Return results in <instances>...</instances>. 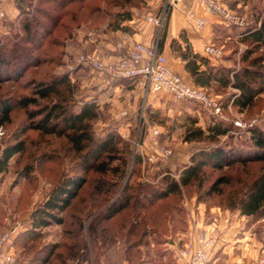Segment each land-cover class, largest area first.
Segmentation results:
<instances>
[{
    "label": "rangeland",
    "instance_id": "obj_1",
    "mask_svg": "<svg viewBox=\"0 0 264 264\" xmlns=\"http://www.w3.org/2000/svg\"><path fill=\"white\" fill-rule=\"evenodd\" d=\"M0 1L6 12L5 18H0V42L10 46L15 41L23 50L40 58V62L30 66L20 78L0 82V102L7 100L12 104L9 117L0 123V156L6 146L20 140L24 143V149L11 156L6 170L0 172V237L9 231L14 235L9 245L15 260L10 264H183L178 250L196 245L198 234L207 231L203 228L211 221L217 222L227 210L231 215L236 214L237 220L241 217L240 233L250 230L261 249L264 248V214H241L239 208L230 205L233 199L239 200L247 194L251 182L264 169V161L260 159L235 160L239 155L261 149L255 144L251 131L254 127L264 131V90L252 104L242 107L234 101L238 88L229 84L221 86L217 82L205 87L222 103L225 117L221 119L195 100L146 91L139 84L137 90L136 80L117 79L103 86L102 81L106 82L108 77L101 76L78 59L82 53H96L102 58L96 51V31L108 30L103 21L96 24V12L88 14L84 5L101 4L114 12L125 9L130 3L85 0L83 5L79 4L80 10L78 13L75 10L78 14L75 15L59 1L26 0L28 12L24 13L20 12L16 0L15 5L12 0ZM246 1L245 6L235 5V12L243 19V24L226 22V30L219 34L220 41L214 42L225 51L223 56L216 57L215 64L232 72L242 73L251 57L264 52L259 48L246 56L245 50L252 43L237 34L257 23L264 12V0ZM71 14L82 18L73 22ZM28 16L38 20L33 24L39 32L35 43L25 40L23 23ZM106 19L111 21L112 16ZM177 54L171 48L168 57L178 65L183 61ZM260 68L264 70V66ZM179 70L190 77L184 69ZM57 74H66L68 78L69 87L63 86L68 111L79 110L85 101L93 100L97 104L98 117L89 122L93 136L91 145L108 132L119 138L115 150L103 153L98 160L107 163L103 172L85 167L83 153L86 149L76 151L67 135L32 127L54 101L62 100L57 93L40 97L35 93L34 84L50 80ZM261 81L258 78L253 83L264 86ZM26 96L36 97V103L20 105L19 100ZM217 119L228 124L226 134L214 139L208 133L201 138H188L193 129H206ZM236 120L241 121L242 126L235 124ZM58 123L60 128L63 124ZM213 146L223 147L228 158L233 159L229 160L231 163L223 162L220 167L205 164L198 176L177 192L152 202L146 198L152 194L146 181H156L152 187L163 186L160 181L163 173L170 171V175L177 178L181 168L201 156L202 149ZM163 148L170 153L164 154ZM138 151L140 164H131L133 154ZM92 152L89 162L96 164V155ZM77 176H84L86 181L71 203L63 210L51 209L55 217L50 218L49 224L34 227L30 218L32 211L44 204L57 185ZM127 195H130L128 205L106 219L108 206ZM59 217L61 221L57 220ZM214 226L215 230L213 227L207 232L218 239L217 225ZM191 227L196 234L195 242L186 240L185 233ZM215 250L216 247L213 254Z\"/></svg>",
    "mask_w": 264,
    "mask_h": 264
},
{
    "label": "trees",
    "instance_id": "obj_2",
    "mask_svg": "<svg viewBox=\"0 0 264 264\" xmlns=\"http://www.w3.org/2000/svg\"><path fill=\"white\" fill-rule=\"evenodd\" d=\"M52 1H59V4H61L62 7L73 10V13L75 15H78L76 14V11L78 13V11L80 10L79 4L83 5L82 2L85 0ZM137 1H139V3H137L136 0H124L125 4H130L127 5L125 9L117 10L114 12L101 4L86 3L84 6H87L88 14L92 13L93 11L96 12V24H100V22L102 21L105 22L106 18L110 17L111 15L112 19L111 21H109V23L113 27H120V20L128 19L132 16L131 14L134 11L132 8L136 7L137 9H143L142 7H145V9H147L149 7V4L145 2L146 0L143 3L141 2V0ZM225 1L230 8L234 9V7H232V5H230L227 0ZM140 2L142 3V6L140 5ZM16 4L20 9V12L24 13V11H27L26 5L28 4V2L26 0H16ZM74 4H77V8L79 7V9H75ZM168 12L169 7L167 10L164 26L159 35L161 47L164 43ZM74 14H71L70 17V20H72L73 22H77L82 18V16L79 15L78 17H76ZM100 17H103L104 19H101ZM26 18L28 19H26L23 23V29L26 30L25 40L26 42L35 43L36 35L39 32L38 30L34 29L33 24H35V22H37L38 20L30 16ZM82 20L86 22L89 21L91 23V21L88 19ZM86 24L84 23V25ZM122 27L124 29L127 28L126 25ZM240 33L242 36V40L250 41V43H252V46L246 48L245 50L246 56H249L253 52H256L259 48H262L264 50V12L261 17H258L257 23L252 24L245 29H242ZM41 34L42 33H40V35ZM182 38H184L183 42H181L177 38H173L171 40L170 46L173 51L178 52L177 56L181 57L184 70H187L189 72V79L195 84H199L205 87L211 86L213 82H217L221 86H227L228 84L232 85L239 89V93L235 95L234 101L236 102V104H239L242 107L252 104L256 96L264 90L263 85L256 86L253 83V81H256L258 78L262 79V83L264 81V70H261L260 68V66H264L261 65L262 62H264V52L260 53L257 56L251 57V59L249 60V65L244 67L242 73H239V71L232 72V70L230 69L219 67L218 65L211 63L210 58L212 57L205 56L200 54L199 52L194 51L186 37L182 36ZM39 62L40 58L35 55V53L23 50L22 45H19L15 41H12L10 46H8L5 42H0V82L4 79L20 78L30 66L36 65ZM50 78V80L47 79L35 82V93H37L40 97H48L51 93H57L62 100L56 102L54 101L52 105H48L49 109L48 111H46V114H44L42 118L38 119L37 122L32 125V127L40 128L46 132H54L67 135L76 151L82 152L84 149H86V151H84L83 153V161L86 168H96V170H100L102 172L105 171L107 169V163L104 160H98L100 159V157H102L103 153L115 150V148L117 147V143L119 142L118 136L116 134L108 132L105 137H103L99 141H96V144L92 146L91 142L93 141V136L89 131V122L91 119L98 117L97 104L93 100L85 101L80 105L79 110L68 111L69 108L64 103L65 90L63 89V86H66L65 88L69 87L67 75L57 74L54 76L52 75V77ZM123 79L135 80L134 78ZM68 90H70V88ZM36 101V97L26 96L20 99L18 103L20 105L26 106L29 103H36ZM11 108L12 104L7 100L0 102V111L3 114V116L0 117V123L5 121V119L9 117ZM43 111L44 110L40 111V113H42ZM59 121L63 124L60 128V124L58 123ZM228 130V124L221 119H217L216 121L210 122L207 125L206 129H203L201 127L193 129L192 131H190L188 138H201L208 133V136L214 139L221 134H226ZM251 132L255 144L261 149H254L252 150V153L245 156L239 155L235 160L260 159L264 161V131L261 128L254 127ZM23 149L24 143L21 140L6 146L0 156V172L6 170L8 160L11 158V156H13L17 152L22 151ZM91 152L92 155H96V164H91L89 162V156ZM133 155L134 159H132L131 164H140V152H135ZM108 156L110 157V155ZM228 157V153L221 146H213L211 147V149H202L201 156L195 160L193 159L194 162H192L191 164H187L183 168H181L180 174L177 178L171 176V172L168 171L160 176L161 183H164L163 186L160 185V187H152V183H156V181L151 180L150 182L152 183H147L148 181H146L145 185H149V188L152 189V194L147 195L146 198L151 199L150 202H152V200H154L155 198H162L168 196L170 193L177 192L181 189V186L187 185L191 182V180L195 179L205 164L212 163L213 166L220 167L223 162H227V164L231 163L233 159L231 160ZM123 161L126 164V161ZM157 163H160V161H158ZM156 171L164 172L166 170L162 171L161 169H157ZM155 173L156 172H154L153 174ZM122 174L123 170L121 172V175ZM221 179L222 178H220L219 180ZM85 181L86 179L84 176H77L68 178L64 182L57 185L50 192V196L44 202V204L38 206L32 211L30 217L32 225L34 227H37L46 226L47 224H49L51 220L50 218L55 217V215L52 214L50 210L55 208L63 210L64 208H66L71 203L72 198L75 197L79 188L85 183ZM127 185L128 182L125 184L123 191L126 190ZM129 201L130 195H127L123 199L111 203L107 208L105 218H110L120 210L124 209L128 205ZM230 205L239 208L241 214H264V169L251 182L247 194L241 196L239 200L233 199ZM57 220L61 221L62 219L61 217H59ZM13 237L14 235L12 236V238ZM41 264L45 263L43 262Z\"/></svg>",
    "mask_w": 264,
    "mask_h": 264
},
{
    "label": "built area",
    "instance_id": "obj_3",
    "mask_svg": "<svg viewBox=\"0 0 264 264\" xmlns=\"http://www.w3.org/2000/svg\"><path fill=\"white\" fill-rule=\"evenodd\" d=\"M160 1L155 11L142 7L143 9L135 10L133 13V17L151 21L155 25L156 38L153 42L140 41L129 32H123L114 43V49L117 51L116 57L104 60L96 53H82L78 58L79 61L95 69L101 76H107L110 81L134 78L137 84L142 85L146 91L195 100L209 108L214 117L222 119L225 117L222 103L213 98L205 86L195 84L172 67L167 54L161 50L159 35L164 26L169 4L173 0ZM196 1L201 4L204 11L219 15L225 22L243 24V19L228 6L225 0ZM5 16L6 12L0 1V18L3 19ZM186 16L197 28H201L206 23V18L198 15L193 8L188 9ZM203 49L209 57L215 58L223 56L225 52L221 46L212 41H206ZM235 124L242 126L243 123L236 120ZM162 150L164 154L170 153L169 149L163 148ZM12 236V231H9L0 237V264L12 263L15 260L14 252L9 245ZM217 242L215 235L201 231L198 234L196 245H186L178 250L179 260L183 264H208ZM260 264H264V257L260 259Z\"/></svg>",
    "mask_w": 264,
    "mask_h": 264
},
{
    "label": "crops",
    "instance_id": "obj_4",
    "mask_svg": "<svg viewBox=\"0 0 264 264\" xmlns=\"http://www.w3.org/2000/svg\"><path fill=\"white\" fill-rule=\"evenodd\" d=\"M144 1L145 0H141L142 3ZM227 1L232 7H234V9H237L235 8L236 6L240 7L241 5H247L246 0ZM141 2L140 5L142 6ZM145 2L149 4L147 9H151L152 11H155V9L158 8L157 6L161 3L160 0H146ZM12 3L15 5L14 0H12ZM190 8L195 9L198 15H203L206 18V23L201 28H197L193 21L186 16V12ZM132 9L135 10L137 8L134 7ZM131 15L132 16L128 19L120 20V27H113L108 19H106L104 27L108 30L106 32H98L103 29L100 28L96 31V40L98 42L96 43V51L102 55V58H114L117 56V51L114 49V43L123 32H129L135 39L140 41L150 43L155 40V25L151 21L133 17V13ZM108 18L110 19V17ZM225 24L227 23L223 21L219 15L204 11L201 4L196 0H173L172 3L169 4L164 43L160 48L168 56L171 52V40L177 38L183 42V36L189 41L194 51L208 56L203 49L204 43L206 41H220L219 34L226 30L225 27L227 25ZM125 25L127 28L124 29L122 26ZM228 37H230V35H228ZM210 60L213 64L218 62V59L216 58H210ZM169 63L178 71H180L179 69H184L183 63L179 62L178 65L176 62L170 61ZM185 72L189 75L187 70H185ZM102 82L104 83L103 86L114 83L108 79L106 82ZM119 86L120 85H117V87ZM135 87L137 90L140 89V86L137 83L135 84ZM214 225H217V231L215 232L218 235V242L216 244L215 253L212 255L209 264H259L260 257L264 256V248L261 249V244L255 241L250 230L249 232L245 230L243 233H240V230L242 229L241 217H238L237 220L236 214L231 215V212L227 210L217 222L211 221L210 224L206 225V228L203 229L208 231L210 228L214 227L215 230L216 227ZM192 229L193 228L191 227L185 233L186 240L188 241L189 239L195 242L196 234L194 229Z\"/></svg>",
    "mask_w": 264,
    "mask_h": 264
}]
</instances>
